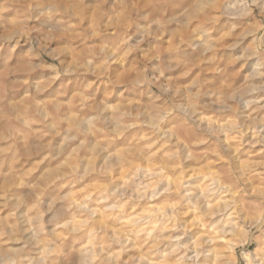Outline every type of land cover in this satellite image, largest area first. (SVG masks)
<instances>
[{
  "label": "rangeland",
  "instance_id": "1",
  "mask_svg": "<svg viewBox=\"0 0 264 264\" xmlns=\"http://www.w3.org/2000/svg\"><path fill=\"white\" fill-rule=\"evenodd\" d=\"M180 1L0 3V35L11 34L9 39H0V251L7 253L5 259L13 258L9 250L22 247L20 241L32 235L26 230L33 217H38L37 226L44 233L54 232L47 211L54 198H65L58 203L60 207L90 196L89 204L97 207L99 193L113 188L109 179L116 186L126 183L132 165L158 169L170 163L175 175L170 172L169 178L181 181L188 169L237 174L247 180L243 185L250 191L247 203L264 200L260 195L264 192V145H252V131L240 139L225 129L228 121L245 125L264 118V107L254 104L242 109L226 100L229 93L243 94L245 99L264 97V93H248L264 85V26L257 25L259 8L253 7L252 17L230 18L219 15L218 7H204L205 1ZM17 30L25 35L14 36ZM132 78L155 82L133 85L128 82ZM109 79L115 83L108 84ZM220 100H225L223 113L218 111ZM172 105L183 111L165 116L162 110ZM229 105L234 111L227 110ZM93 116L96 119L85 132L79 121ZM155 123L171 133L168 143L152 134ZM137 149H143L142 159L133 156ZM124 159L128 163L117 168ZM70 196L74 202H69ZM154 201L121 204L119 211L125 214L120 217L104 215L109 204H101L94 219L111 236L117 229H131L134 223H126L125 218L132 213L141 214L144 208L154 214L159 206ZM67 219L82 233L91 230L82 223L85 217ZM146 220L137 223L144 229ZM198 234L193 229L189 238ZM158 238V232L150 237L141 232L140 243L148 240L143 248L129 245L128 251H122L113 245L116 264H127ZM51 239L55 241L49 247L52 251L61 241V252L81 247L64 230H55ZM227 243L228 237H222L217 251H225ZM243 247L256 251L257 242ZM165 250L160 245L151 259L161 260ZM239 251L240 246L233 255L242 264ZM44 255L45 245L36 241L22 254L29 259ZM79 258V251H73L71 259ZM202 260L214 264L216 257Z\"/></svg>",
  "mask_w": 264,
  "mask_h": 264
},
{
  "label": "clouds",
  "instance_id": "2",
  "mask_svg": "<svg viewBox=\"0 0 264 264\" xmlns=\"http://www.w3.org/2000/svg\"><path fill=\"white\" fill-rule=\"evenodd\" d=\"M4 2L5 0H0V3ZM203 6L218 7L219 15L233 18L252 17L253 7H257L260 17L257 25L264 26V0H243L242 4L229 3L228 0H205ZM46 14L41 13V15ZM138 31H143V29L138 28ZM24 35L25 33L19 30L14 33V36ZM202 44L203 41L198 47ZM128 82L139 85L155 81L132 78ZM107 83L113 85L115 81L109 79ZM248 93H264V85L252 87ZM226 100L234 101L242 109L251 108L254 104L264 107V103L261 102L264 101V97L245 99L243 94L229 93ZM71 103L72 101H69V104ZM218 103L221 105L218 111L223 113L226 107L225 100H220ZM177 110L183 111L182 108L178 109L177 105H172L162 111L166 116ZM227 110L234 111L230 105L227 106ZM95 119V116L91 119L81 118L79 126H83L86 132ZM257 124L261 126L259 130H257ZM207 130L212 135H217L211 128ZM151 131L162 142L168 143L171 140V133L162 130L159 123L153 124ZM226 131L229 134H235L240 139L247 134V131H252L254 133L252 145L256 143L264 145V135L260 134L264 132V118L245 125L228 121ZM111 155L118 156L119 154L112 153ZM175 155L173 153V156ZM133 156L142 159L143 149H137ZM189 158L185 157V159ZM127 163L128 161L124 159L116 167ZM172 163L179 167V161L174 160ZM181 171L184 170L181 169ZM170 172L173 176L175 175L170 163L162 164L158 170L154 169L151 173L139 165H132L126 183L116 186L115 181L109 179L108 183L113 188L99 193L97 197L98 205H107L108 201L115 200L114 204L104 208V212L105 214L114 213L116 217L121 215L119 211L121 204L131 206V204H138L139 201H157L159 206L145 221L144 229L141 231L117 229L114 235L109 236L106 227L94 219L99 206H89L92 199L90 196H85L78 204L75 202L67 205L61 204L60 207H57L58 203L65 198H54L47 208L48 213L51 214V221L55 224V230L67 231L69 236L82 245L78 249L80 258L71 259L72 252L77 250L75 247L70 248L67 253L61 252L59 249L62 241L56 245L55 251L49 250V247L55 244V241L51 239L55 230L52 234L44 233L43 229L37 226L38 217H33L28 221L31 227L26 230L32 235L20 241L22 247L9 250L13 253V258L5 259L6 253L0 252V264H45L46 260L48 264H116L117 254L111 252L112 246L119 245L122 251H128L129 245L143 248L148 244V240L143 239L140 243L141 232L146 237L158 232L159 238L154 245L142 251L139 256H133L127 264H206L202 258L208 256L216 257L214 264H237L233 251L238 246H240L239 257L242 264H264V200L258 204L247 203L245 197L250 195V191L243 186L247 184L245 177L233 173L204 174L188 169L185 171V178L177 183L169 178ZM260 195L264 196V192ZM77 215L85 217L82 223L91 229L89 232L82 233L78 226H73V220L67 219L69 216L75 218ZM213 217H219V219H213ZM62 220L67 222H62ZM193 229L199 233L195 239L189 238ZM221 237H228V243L225 251L218 252L217 249L221 247L218 241ZM85 240L88 243L85 244ZM33 241L45 245V255L39 259L22 256ZM252 241L257 242V250L250 252L243 245ZM162 244L166 249L162 253L163 258L159 261L151 259Z\"/></svg>",
  "mask_w": 264,
  "mask_h": 264
},
{
  "label": "bare ground",
  "instance_id": "3",
  "mask_svg": "<svg viewBox=\"0 0 264 264\" xmlns=\"http://www.w3.org/2000/svg\"><path fill=\"white\" fill-rule=\"evenodd\" d=\"M181 1H184V0H181ZM180 1V2H181ZM201 1H205V0H201ZM234 3H236V4H242L243 3V0H234ZM230 18H233V17H230ZM2 31H4V30H2ZM4 33V32H3ZM4 34H6V33H4ZM0 35V39H9V37L11 36V34H6V35ZM197 37V36H196ZM199 41V40H198ZM198 41L197 40H195V44L197 45V44H199L198 43ZM164 113V112H163ZM205 118V117H204ZM203 118V119H204ZM197 120H198V118H197ZM201 122H203L202 121V119L200 120ZM206 121V120H205ZM210 121H212V119L210 120ZM213 122V121H212ZM204 123V122H203ZM117 125V124H116ZM206 125V124H205ZM211 126V125H210ZM212 127V126H211ZM224 127V126H223ZM217 128H220V127H218L217 126ZM226 129V128H225ZM116 134V133H115ZM154 138V137H153ZM172 138V137H171ZM146 140V139H145ZM148 140V139H147ZM151 140V139H150ZM121 144V143H120ZM38 149V148H37ZM32 152V151H31ZM27 154H28V152H27ZM114 159V158H113ZM139 166H141V165H139ZM148 166V165H147ZM157 166V165H156ZM143 167V166H142ZM121 169H122V167H121ZM120 170V169H119ZM149 173H151L154 169H150V168H147L146 169ZM155 170H158V169H155ZM213 173V172H212ZM207 174V173H206ZM126 175H128V174H126ZM127 177V176H126ZM128 177H129V175H128ZM181 177V176H180ZM183 177V176H182ZM182 179H184V178H182ZM121 180V179H120ZM175 180V179H174ZM95 181V180H94ZM177 183H179L181 180H175ZM121 183H123L122 181H121ZM95 189V188H94ZM99 190V189H98ZM99 193V192H98ZM66 194V193H65ZM84 194H86V193H84ZM83 195V194H82ZM97 195V194H96ZM73 196V195H72ZM83 197L84 196H82V199H83ZM73 198H75V200H76V197H73ZM92 198V197H91ZM94 198V197H93ZM80 199V198H79ZM81 199V200H82ZM70 200L72 201V199H71V196H70V199H69V202H70ZM78 200V199H77ZM93 201V200H92ZM95 201V200H94ZM154 201V200H153ZM72 202H74V201H72ZM97 202V201H96ZM114 203H115V201H113ZM155 202V201H154ZM90 203V202H89ZM69 204V203H68ZM78 204V203H77ZM109 205H110V203H108ZM111 204H113V203H111ZM96 205V204H95ZM89 206H92V204H89ZM100 206V205H99ZM105 206V205H104ZM108 206V205H107ZM124 206V205H123ZM122 206V207H123ZM93 207V206H92ZM96 207V206H95ZM98 207V206H97ZM102 207V206H101ZM106 207V206H105ZM147 207V206H146ZM103 208V207H102ZM131 209H132V207H130ZM99 209H101L100 207H99ZM120 209V208H119ZM122 209V208H121ZM123 209H124V207H123ZM122 209V210H123ZM104 210V209H103ZM102 210V211H103ZM128 210V209H127ZM140 210V209H139ZM139 210H136V211H138L139 212ZM142 210H144V211H141L142 213L140 214H138L137 212H135V213H132V214H134L133 216H131V217H126L125 219V221H126V223H129L130 222V220L132 221L131 223H134V225H132L131 223V229L133 230V231H137V232H139L140 230H142L143 229V225H141L140 226V222L139 223H137V221H140V220H142L143 221V219L145 220V219H149V217H151L153 214L152 213H150V211H149V209H142ZM100 211V210H99ZM104 212V211H103ZM126 213H128V212H126ZM137 213V214H136ZM123 214H125V213H123ZM123 214H121L120 216H122ZM132 214H130V215H132ZM100 215H101V213H100ZM104 215H106V216H108V215H110V214H104ZM114 215V214H113ZM97 217V216H96ZM99 218H101V217H99ZM107 218V217H106ZM100 220V219H99ZM82 221V220H81ZM101 221H103V219L101 220ZM141 221V222H142ZM99 222V221H98ZM109 223V222H108ZM107 223V224H108ZM136 223L137 224H139V225H136ZM79 224H80V222H79ZM78 224V225H79ZM82 224V223H81ZM80 224V225H81ZM79 225V226H80ZM145 225V224H144ZM74 226H76V224L74 225ZM119 226V225H118ZM122 226V225H121ZM85 227V225L83 226V228ZM82 227H81V229H83ZM127 228V227H126ZM122 230H123V228H121ZM116 233V232H115ZM198 233V232H197ZM199 235V234H198ZM145 236V235H144ZM157 237V236H156ZM195 238V237H194ZM222 238V237H221ZM151 239V238H150ZM154 239V238H153ZM156 239V238H155ZM62 240V239H61ZM71 240V239H70ZM69 240V241H70ZM155 241V240H154ZM66 242V241H65ZM70 244V243H69ZM82 246V245H81ZM148 246V245H147ZM77 247V246H76ZM80 248V247H79ZM146 248V247H145ZM164 249V248H163ZM78 250V249H77ZM157 250H159V249H157ZM44 251V250H43ZM0 252H2V251H0ZM5 252V251H4ZM163 253V252H162ZM39 254H41V253H39ZM76 254V253H75ZM140 254V253H139ZM6 255H7V253H6ZM138 255V254H137ZM9 256V255H8ZM136 256V255H135ZM12 257V256H11ZM8 259H9V257H8ZM161 259V258H160Z\"/></svg>",
  "mask_w": 264,
  "mask_h": 264
}]
</instances>
